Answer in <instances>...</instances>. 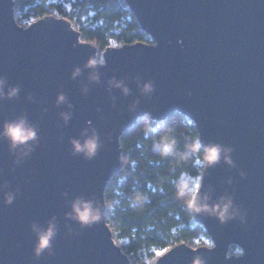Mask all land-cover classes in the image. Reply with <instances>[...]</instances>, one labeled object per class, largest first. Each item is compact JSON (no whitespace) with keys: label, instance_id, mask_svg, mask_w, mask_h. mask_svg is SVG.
Wrapping results in <instances>:
<instances>
[{"label":"water","instance_id":"obj_1","mask_svg":"<svg viewBox=\"0 0 264 264\" xmlns=\"http://www.w3.org/2000/svg\"><path fill=\"white\" fill-rule=\"evenodd\" d=\"M122 1L155 44L106 48L96 69L100 82L92 83L86 65L97 48L69 21L46 16L25 29L15 20L16 0H0V76L5 93L20 89L0 98V129L24 118L37 131L16 152L0 138V264H132L107 221L121 139L145 117L165 122L177 114L194 124L202 149L233 150L231 165L204 163L201 194L211 203L230 196L240 215L221 221L193 213L213 247L180 244L153 264H193L197 257L205 264H264V0ZM77 67L83 71L73 78ZM113 80L124 81L130 94ZM146 82L154 86L148 95L138 86ZM61 94L65 103H58ZM62 113H71L67 123ZM93 130L96 155L74 154L72 140ZM8 192L15 193L10 204ZM78 197L101 207L98 222L81 226L70 217ZM53 220L51 250L37 257L32 225L47 228ZM233 248L243 255H232Z\"/></svg>","mask_w":264,"mask_h":264},{"label":"trees","instance_id":"obj_2","mask_svg":"<svg viewBox=\"0 0 264 264\" xmlns=\"http://www.w3.org/2000/svg\"><path fill=\"white\" fill-rule=\"evenodd\" d=\"M59 1L16 0L15 10L27 19L39 20L55 12L72 19L85 18L88 25L81 30L82 36L102 51L110 46V40L122 46L150 44L122 0ZM165 133L177 141L176 153L166 158L153 147ZM196 139V127L180 114L165 122L145 117L121 139L122 169L106 191L107 221L115 239L124 241L122 249L135 264H152L159 252L180 244L195 246L208 237L204 228L194 222L193 213L176 197V181L182 175L193 183L201 179L204 149L183 155L185 146ZM136 193L146 199L133 204Z\"/></svg>","mask_w":264,"mask_h":264},{"label":"clouds","instance_id":"obj_3","mask_svg":"<svg viewBox=\"0 0 264 264\" xmlns=\"http://www.w3.org/2000/svg\"><path fill=\"white\" fill-rule=\"evenodd\" d=\"M105 63L103 58L92 57L90 58L86 67L89 69V81L92 83L100 82V74L96 69L103 66ZM82 69L77 67L73 71V78H77L81 75ZM112 87L118 88L121 90L123 95H129L130 89L124 83V81L113 80L110 82ZM141 88L143 94H151L154 90V86L151 82L143 83L138 85ZM7 87L6 78L0 76V98L5 94L8 98H13L18 95L20 89L19 86L8 87L7 93H5V88ZM83 91L87 93L88 88L85 86ZM67 97L61 94L58 97V103H65ZM133 107H135L133 105ZM62 118L65 123H67L71 118V113H62ZM84 139H73V152L74 154H83L86 158H93L99 147L100 140L99 135L95 130L89 135L87 131L83 133ZM0 138H4L9 142L10 151L16 152L22 146L27 145L28 141H35L37 138V131L34 126L28 124L26 119L20 118L13 121L5 122L2 129H0ZM177 141L170 133L163 134L159 140L154 143V150L159 153L161 157H168L176 153ZM201 148V143L199 139L194 140L192 143H189L185 146L184 156H188L191 153L198 152ZM233 150L230 147L223 145H211L204 149L203 162L212 166L217 163L219 160L223 159L228 164H233L231 159V152ZM27 155V151L23 153ZM201 180L197 178L195 183L192 179L185 178L182 175L176 181V197L183 202L186 209L192 213H208L210 215H216L221 221H227L238 215H240V210L235 206L233 199L229 197L220 198L217 203H211L212 197L209 193L201 194ZM15 199V193L8 192L6 194L7 203H12ZM146 197L141 193H136L132 197V203L138 204L145 200ZM109 206L110 202H109ZM72 212L69 214L70 217L81 224V226H88L92 223L98 222L102 218V209L101 207L92 200H87L81 197L76 198L72 202ZM242 218V217H241ZM32 230L37 237V244L34 249V252L37 257L42 255L45 250H51L52 241L56 235L57 229L56 224L53 221H49L48 227L44 228L37 223H33ZM208 247H212L211 244ZM240 255H243V250L239 249ZM193 264H205V261L197 257Z\"/></svg>","mask_w":264,"mask_h":264},{"label":"rangeland","instance_id":"obj_4","mask_svg":"<svg viewBox=\"0 0 264 264\" xmlns=\"http://www.w3.org/2000/svg\"><path fill=\"white\" fill-rule=\"evenodd\" d=\"M58 1L59 0H53V2H56L57 4H58ZM59 2H63V1H59ZM64 8H65V10L66 11H68V12H70V7H69V5L67 4V3H64V6H63ZM52 17H56V18H61V19H64V20H67V21H69L70 22V24L72 25V27L77 31V32H80L81 33V30L83 29V28H85L87 25H88V22L86 21V19L85 18H83V19H81V20H78L77 18H70V17H63V16H61V15H59V14H57L56 12L55 13H53V15H51ZM15 17H16V20H17V22H21L24 18L21 16V13L20 12H18L17 10H15ZM82 35V34H81ZM81 40L83 41V42H87V43H90V44H92L94 47H96L97 48V58H103V52H104V50L102 51L101 49H100V47L97 45V44H95V43H93V42H90V41H88V40H86L83 36H82V38H81ZM148 40H152V38L151 37H149L148 38ZM109 47H114V48H119V47H121L119 44H117L116 42H114V41H112V40H110V46ZM204 166V165H203ZM114 239H115V236H114ZM115 241H116V243H117V245L118 246H120L121 248H122V246L124 245V241H120V240H116L115 239ZM209 244H211L212 245V247H213V242L211 241V239L209 238V237H204V238H202L195 246H190V247H192V248H201V247H207V248H211V247H208V245ZM164 252H159L158 254H159V257L163 254ZM231 254L232 255H235V256H239L240 255V253H239V249H237V248H233L232 249V251H231ZM130 259H131V257H130ZM157 260V259H156ZM155 262V261H154ZM153 262V263H154ZM131 263L132 264H135V263H133L132 262V260H131ZM152 263V264H153Z\"/></svg>","mask_w":264,"mask_h":264},{"label":"built area","instance_id":"obj_5","mask_svg":"<svg viewBox=\"0 0 264 264\" xmlns=\"http://www.w3.org/2000/svg\"><path fill=\"white\" fill-rule=\"evenodd\" d=\"M47 16H51V15H47ZM15 20H16V17H15ZM36 21H38V20L37 19L24 18L21 22H17V20H16V23L18 26L26 29V28H29L31 25H33ZM148 38H149V36H148ZM149 41H150V44H148V45H154L155 44V42L153 40H149ZM120 46H122V45H120Z\"/></svg>","mask_w":264,"mask_h":264}]
</instances>
